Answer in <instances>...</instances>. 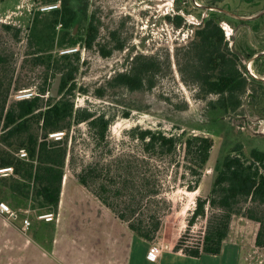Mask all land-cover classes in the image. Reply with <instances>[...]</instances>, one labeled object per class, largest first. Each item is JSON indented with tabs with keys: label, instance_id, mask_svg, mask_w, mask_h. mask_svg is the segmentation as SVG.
Segmentation results:
<instances>
[{
	"label": "trees",
	"instance_id": "1",
	"mask_svg": "<svg viewBox=\"0 0 264 264\" xmlns=\"http://www.w3.org/2000/svg\"><path fill=\"white\" fill-rule=\"evenodd\" d=\"M44 2L50 6L60 3V8L46 13L37 11L28 29L25 62L44 70L43 82L36 86L32 97L10 98L15 70L7 69L6 55L0 53V169L12 167L14 170L12 175L0 176V197L18 203L25 211L57 214L67 165H74L70 158V147L75 144L72 130L86 124L95 151H98L107 144L115 115L90 106L77 107L75 103L81 48H92L98 37L95 18L84 27L80 11L72 7L69 0ZM223 15L210 11L208 18L195 30L194 39L183 49L187 52L190 75L198 95L214 98L207 103L208 109L236 113L243 104L249 79L241 70V57L226 40L220 24ZM182 22L183 18L178 15L174 22L176 27L180 28ZM76 25L85 28L78 35L73 32ZM2 27L6 32L15 30L16 39L19 38L20 29L9 24ZM112 42L115 43L112 49L101 48L105 57L124 49L116 33H112ZM73 49L76 50L61 54ZM247 57L250 59L252 55ZM128 64L126 71L115 74L107 82L109 89L139 92L156 86L162 66L157 57L136 55ZM166 66L170 68L169 64ZM58 75L62 76L59 97L52 98V79ZM34 85L29 82L17 85L16 89H30ZM104 91L99 90L96 97L105 99ZM129 115V112L123 114L126 118ZM55 133H64V136L59 140L50 138ZM130 135L140 145L147 166L151 160L166 164V160L182 148L185 173L195 179L193 186L186 187L190 191L199 190L211 159L212 138L188 134L185 130L181 134L167 135L162 130L142 127L133 128ZM21 150L27 153V158H20ZM108 153V158L100 156L96 161L83 164L75 172V178L118 219L128 224L137 237L154 242L161 227L160 215L148 204L147 212L143 209L146 203L151 205L156 199H163L156 189V174L148 169L149 176L140 174L134 170L135 163L140 160L128 158L126 154H113L110 149ZM92 184L99 188L93 190ZM196 203L188 226L192 227L199 218L206 219L202 240L189 246L187 234H184L175 251L195 258L220 255L230 235L232 219L240 215L259 224L255 245L264 248V150L253 148L246 153L242 144L223 148L213 167L211 190L206 199L199 197Z\"/></svg>",
	"mask_w": 264,
	"mask_h": 264
},
{
	"label": "rangeland",
	"instance_id": "2",
	"mask_svg": "<svg viewBox=\"0 0 264 264\" xmlns=\"http://www.w3.org/2000/svg\"><path fill=\"white\" fill-rule=\"evenodd\" d=\"M69 3L80 11L82 26L86 27L94 17L98 27L93 47L81 48V68L75 80V103L77 107L90 106L115 115V120L109 129L107 144L98 151H95L86 124L72 130L75 144L70 147V158L74 165L68 163L66 170L75 176L83 164L96 161L100 156L108 158L109 149L113 154H126L128 158L140 160L135 163L137 168L134 170L149 176L148 169L156 174V189L160 190L163 198L156 199L151 205L146 203L143 209L147 212L150 206L160 215L161 227L154 243L175 247L179 239L187 234L186 243L197 245L202 240L207 220L199 218L192 227L188 226V221L197 199H206L211 190L213 167L221 150L237 144H242L246 153L253 148L264 150V55H260L264 52V14L248 20L264 12V0H69ZM49 6L44 0H0V53L6 55L7 69L10 72L15 70L11 99L17 100V96L27 90L36 91V86L43 82V68L32 67L25 62V58L28 29L35 13H46L45 8ZM57 6L60 8V3ZM209 8L225 11L221 12L225 14L221 27L228 32L226 40L229 46L241 54V70L249 79L243 104L236 113L208 109L207 103L214 98L198 95L190 75L187 52L183 49L194 39L195 30L208 18L210 11L220 12ZM178 15L183 18L180 28L174 23ZM3 24L20 29L19 38L16 39L15 30L6 32ZM76 26L74 35L85 29ZM112 33L117 34L124 49L105 57L101 48H113ZM249 54L252 55L250 59L247 57ZM136 55L157 57L162 63L156 86L139 92L109 89L107 82L115 74L126 71L128 63ZM261 56L262 59L257 61ZM55 80L53 78L52 83ZM29 82L35 85L30 89H16L17 85ZM101 89L105 90V99L96 97ZM127 112L130 114L128 118L123 116ZM136 127L162 130L167 135L181 134L185 130L188 134L214 140L211 159L198 191H190L186 187L193 186L195 179L185 173L182 148L167 159L166 164L151 160L152 163L147 166L143 162L140 145L130 135ZM98 188V185L92 184L93 190ZM0 201L6 202L21 217L30 221L38 219L37 214H40L37 210L26 214L18 203L3 197ZM258 230V223L242 215L232 219L230 237L240 239L250 264H264V248L255 245Z\"/></svg>",
	"mask_w": 264,
	"mask_h": 264
},
{
	"label": "crops",
	"instance_id": "3",
	"mask_svg": "<svg viewBox=\"0 0 264 264\" xmlns=\"http://www.w3.org/2000/svg\"><path fill=\"white\" fill-rule=\"evenodd\" d=\"M56 216L55 222L33 219L25 231L27 217L0 214V264H250L240 239L230 235L218 256L190 257L168 245L157 260H149L157 243L137 237L69 170Z\"/></svg>",
	"mask_w": 264,
	"mask_h": 264
},
{
	"label": "built area",
	"instance_id": "4",
	"mask_svg": "<svg viewBox=\"0 0 264 264\" xmlns=\"http://www.w3.org/2000/svg\"><path fill=\"white\" fill-rule=\"evenodd\" d=\"M58 6L55 5V6H49L47 8H45V10L47 11H50V10H53L55 8H57ZM223 29L225 30V34H226V37L229 38V35H228V32L226 30V28L223 27ZM76 49H73V50H69V51H65L64 53H69V52H73L75 51ZM35 94V92L31 91V90H27L25 92H22L20 95L17 96V99H26V98H30L32 97L33 95ZM64 136V133H55V134H52L51 137L55 138V139H62ZM19 156L20 158H27V153L24 151V150H21L20 153H19ZM13 168L12 167H8V168H2L0 169V176H9V175H12L13 174ZM0 214L6 216V218L8 219H14L17 217V212L12 209L6 202L4 201H1L0 202ZM37 218L39 220H43L45 222H55L57 216L56 214H54L53 212H47V213H40V214H37ZM24 227L23 229L25 231H27L32 223L30 221L29 218H25L24 221ZM168 249V246H165L164 244H161V243H157L154 247H152L149 252H148V259L149 260H152V261H155L157 260L162 251L163 250H166Z\"/></svg>",
	"mask_w": 264,
	"mask_h": 264
},
{
	"label": "water",
	"instance_id": "5",
	"mask_svg": "<svg viewBox=\"0 0 264 264\" xmlns=\"http://www.w3.org/2000/svg\"><path fill=\"white\" fill-rule=\"evenodd\" d=\"M209 9H211V10H219L220 12H225L223 9H219V8H209ZM263 14H264V12H262L261 14L255 16V17L248 18V20L257 19L258 17H260ZM77 28H78V26L75 27V31H74L75 33H76ZM232 50H233V52H235L236 54H238L242 58V56H241V54L239 52L235 51L233 48H232ZM61 82H62V76L58 75L56 77L55 82L52 84V87H51L50 96L52 98H58L59 97V91H60Z\"/></svg>",
	"mask_w": 264,
	"mask_h": 264
},
{
	"label": "flooded vegetation",
	"instance_id": "6",
	"mask_svg": "<svg viewBox=\"0 0 264 264\" xmlns=\"http://www.w3.org/2000/svg\"><path fill=\"white\" fill-rule=\"evenodd\" d=\"M90 20H91V19H90ZM90 20H89V22H90ZM88 24H90V23H88ZM261 55H264V52H262Z\"/></svg>",
	"mask_w": 264,
	"mask_h": 264
}]
</instances>
